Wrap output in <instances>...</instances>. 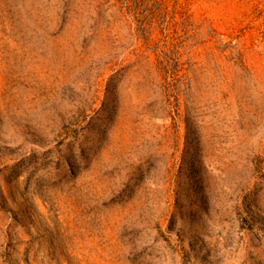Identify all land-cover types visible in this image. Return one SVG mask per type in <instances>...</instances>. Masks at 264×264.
Masks as SVG:
<instances>
[{"label":"rangeland","instance_id":"374dc122","mask_svg":"<svg viewBox=\"0 0 264 264\" xmlns=\"http://www.w3.org/2000/svg\"><path fill=\"white\" fill-rule=\"evenodd\" d=\"M0 264H264V0H0Z\"/></svg>","mask_w":264,"mask_h":264}]
</instances>
